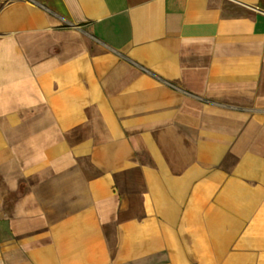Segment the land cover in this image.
I'll list each match as a JSON object with an SVG mask.
<instances>
[{
	"label": "crops",
	"instance_id": "obj_1",
	"mask_svg": "<svg viewBox=\"0 0 264 264\" xmlns=\"http://www.w3.org/2000/svg\"><path fill=\"white\" fill-rule=\"evenodd\" d=\"M0 264H264V0L1 3Z\"/></svg>",
	"mask_w": 264,
	"mask_h": 264
},
{
	"label": "rangeland",
	"instance_id": "obj_2",
	"mask_svg": "<svg viewBox=\"0 0 264 264\" xmlns=\"http://www.w3.org/2000/svg\"><path fill=\"white\" fill-rule=\"evenodd\" d=\"M6 1H8V0H0V4H1V3H4V2H6Z\"/></svg>",
	"mask_w": 264,
	"mask_h": 264
}]
</instances>
